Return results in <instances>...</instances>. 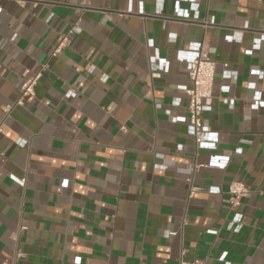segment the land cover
Instances as JSON below:
<instances>
[{
    "label": "crops",
    "instance_id": "obj_1",
    "mask_svg": "<svg viewBox=\"0 0 264 264\" xmlns=\"http://www.w3.org/2000/svg\"><path fill=\"white\" fill-rule=\"evenodd\" d=\"M199 51L214 150L179 89ZM232 182L250 190L236 210ZM180 260L264 264V4L0 0V264Z\"/></svg>",
    "mask_w": 264,
    "mask_h": 264
},
{
    "label": "built area",
    "instance_id": "obj_2",
    "mask_svg": "<svg viewBox=\"0 0 264 264\" xmlns=\"http://www.w3.org/2000/svg\"><path fill=\"white\" fill-rule=\"evenodd\" d=\"M264 4V0H259ZM68 36H63L59 46L56 48V53L60 51L62 47L67 45ZM215 74V62L209 56L208 52L199 51L196 52L189 63L188 70V85L181 86L179 89L183 92L187 99V111L188 117L184 119L186 125L192 129L193 139L195 147L198 149L204 147L206 149H216L217 134L209 132L207 128V122L204 119V112L210 106L213 93V80ZM40 77V74H36L24 80L20 88V99L17 104H22V98L32 97L35 94V86ZM73 95L72 92L68 94ZM259 104H255V109ZM9 108L5 109V112ZM230 154H224L223 158L226 163L230 160ZM214 164L195 166L191 171L198 170L200 168L212 169ZM198 191L197 188L191 186L189 188V197H192ZM210 193H216L215 190H210ZM250 194L249 188L240 182H232L228 187V199L227 204L230 210H236L241 204V201L247 198ZM242 216L237 213L235 215V222L237 228H240ZM175 232H167V236H175ZM179 264H201L200 261L194 260L193 262H186L180 260Z\"/></svg>",
    "mask_w": 264,
    "mask_h": 264
}]
</instances>
